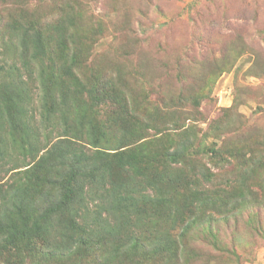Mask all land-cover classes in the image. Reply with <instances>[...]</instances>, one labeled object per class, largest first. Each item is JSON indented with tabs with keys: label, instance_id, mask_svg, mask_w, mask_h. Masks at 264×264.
<instances>
[{
	"label": "rangeland",
	"instance_id": "374dc122",
	"mask_svg": "<svg viewBox=\"0 0 264 264\" xmlns=\"http://www.w3.org/2000/svg\"><path fill=\"white\" fill-rule=\"evenodd\" d=\"M0 69V92L26 96L0 161V222L20 224L16 193L26 230L40 223L15 244L0 228V264H125L130 236L157 229L162 260L126 264H264V0H0ZM90 120L97 147L78 135ZM181 144L186 166L166 157ZM58 146L90 158L80 199L42 218L63 188ZM121 149L136 168L119 166ZM113 192L137 203L113 210Z\"/></svg>",
	"mask_w": 264,
	"mask_h": 264
},
{
	"label": "trees",
	"instance_id": "16d2710c",
	"mask_svg": "<svg viewBox=\"0 0 264 264\" xmlns=\"http://www.w3.org/2000/svg\"><path fill=\"white\" fill-rule=\"evenodd\" d=\"M24 37H27V36L24 35ZM28 37H32V40L28 41V38H27V39H25L26 43L30 42L31 45H33V47H36V49H38L41 52L42 55L45 54L44 52H46V47L44 46V44L42 42L39 31H36V32L34 31L33 35L28 36ZM26 43L23 46V49L26 48ZM21 59H22V67L24 66L26 68V71H27L26 73H29V67H30L29 62H31L32 59L31 58L26 59L25 56H22V55H21ZM40 61H42V59ZM42 69L43 68H41L40 70H42ZM70 69H71V66H68L67 71L66 70L63 71V73L67 72L66 77L68 75L69 76L71 75L69 72V71H71ZM18 70H19V67H16V71H18ZM0 72H2V69H0ZM5 72L6 71L3 70V73H5ZM11 72H12V69L9 68L8 73H11ZM37 72H39V71L37 70ZM42 82L43 81L41 80L40 90H42V92H41L42 96L40 98H41V100H43L47 103L46 107L44 108L45 112L47 111V113H50L52 111V107L54 106L53 96H52L53 93L50 92V88L47 87L45 85V83L42 84ZM6 88L1 89V92H0V161L1 162L2 161L4 162V159L9 158L6 155V149H5V145L7 143L6 142L7 141L6 133L12 135L13 133H15V130H17L18 121L23 118V115H25V111L23 110V108H24L23 105L26 102V99H25L26 96L22 92L19 91L20 93L16 94V97H15V96H12L11 94H9V92ZM95 99L97 100V96L95 97ZM191 101H193L194 103H197V101H195V100H191ZM77 124L80 126V130H81L80 132L78 131L79 132L78 135H81L82 138L84 137V140L89 139L88 140L89 142H87V141L86 142H87V145H89L90 147H91V145H92V147H97L99 145L100 139L95 137L93 140L94 136H91L93 134V131H96L93 128L92 120H90L88 122V124H82L81 122L77 121ZM80 124H82V125H80ZM21 135H22L21 137H23V138H26L25 136L28 135V132L26 131L25 128H23ZM12 140H13V142L16 143L15 139H12ZM22 143H24V142H22ZM96 144H98V145H96ZM179 147L177 149H174L172 152H170L166 157L170 162H172V164L184 163V165L186 166V164L183 160L184 154L186 152V145L181 144V146H179ZM60 148L61 147L58 148L59 155L62 158L60 160V163L66 165V169L64 171V172H66V174H62L63 172L58 174V175L64 177V180L58 181L59 186L61 185L63 188L58 192V195H57L58 200L56 202L50 203L49 206L43 211L42 216H41L42 218H47L45 216L48 215V217H49L50 215H54L56 212L58 213V212H62L64 210H67L77 199L78 200L80 199V198L76 197V193H75V190L73 188V184L80 178L81 171L84 170L83 169L84 164L88 163L90 157L83 150L76 151V150L69 149V148H67L66 150H61ZM211 151L214 152V148H212ZM128 152L129 151H124L122 149L120 150L119 153L121 155H120V157H118L119 166L123 169H134V168H136L135 163L137 162V160L133 154L130 153V155H128ZM6 162H9V161H6ZM18 167H20V166H15L13 168L17 169ZM59 169H60V167L55 169V170L58 171ZM206 178H210V176H207ZM42 183L46 184L47 182L42 181ZM50 183L52 185H57V182H48V184H50ZM114 193L115 192H113L111 194L112 203L114 205L113 210H117V211L118 210H120V211L126 210V211H128L131 206H133V205H135V203H137V201L134 202V200H135L134 197L128 198V197L121 195L120 192H119V194H116V193L114 194ZM15 195H16V193L15 194L13 193V194H11V197H10V198L15 200V202L12 203V209H13L12 214L16 216L17 220H20V224L18 226L11 224V223H9V225L8 224L4 225L0 222V228H2V227H8L9 228V231H8L7 235L4 237V241L2 244H4V243L5 244H15V242L20 240V239H27V238H30V235L40 234V223H39L38 219H34L32 221V228H33L32 234H30L26 230L25 213L27 212V210L24 208V204H23L21 199L14 198ZM125 199H128L131 202V204H128L130 202L125 201ZM160 201L166 202L167 200L165 198H161ZM204 221L205 222L198 223V224L206 226V230H207L209 225H211V223H212L211 222V215H209L207 218H205ZM170 225H171L170 226L171 229H173L172 228L173 225L172 224H170ZM187 228H188V226L181 229L180 233L186 231ZM145 232H148L151 234H142L139 236V234L134 233L128 239V245H125V247H124V254H126V255H124L125 264H126L127 260L133 259V257L135 255H137L139 257H140V255H141V257L149 256V259H150V258H153V256L160 257L161 256L160 253H166L168 251L169 246H167L166 243H164V240H166V239L159 238L160 237L159 236L160 230L157 229L155 232L147 230ZM76 243H77V245L80 243L84 244L85 241L83 240L82 236H79V239L76 241ZM147 244H151L150 249H148L146 252H142V254H141L137 249H144L145 245H147ZM161 247H163V249H165V252L161 251V249H162ZM121 256H123V255H119L117 258H119ZM140 260H141V258H140ZM161 260H162V258H161ZM117 262H120V261L117 260Z\"/></svg>",
	"mask_w": 264,
	"mask_h": 264
}]
</instances>
